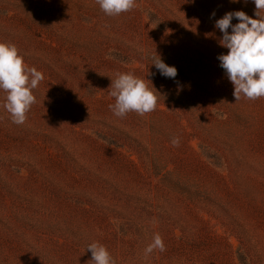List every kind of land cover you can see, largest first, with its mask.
<instances>
[{
	"label": "rangeland",
	"instance_id": "1",
	"mask_svg": "<svg viewBox=\"0 0 264 264\" xmlns=\"http://www.w3.org/2000/svg\"><path fill=\"white\" fill-rule=\"evenodd\" d=\"M137 5L108 17L95 0H0V42L44 74L23 125L0 91V264H91L92 242L116 264H264V98L235 101L215 28L255 5ZM127 72L155 111L110 110ZM155 233L166 250L145 259Z\"/></svg>",
	"mask_w": 264,
	"mask_h": 264
},
{
	"label": "clouds",
	"instance_id": "2",
	"mask_svg": "<svg viewBox=\"0 0 264 264\" xmlns=\"http://www.w3.org/2000/svg\"><path fill=\"white\" fill-rule=\"evenodd\" d=\"M95 2L108 17L130 12L138 6L137 0ZM252 2L256 18L244 11H232L215 21V28L222 33L219 44L228 50L227 54H220L218 60L233 85L236 102L241 98L249 101L264 98V0ZM212 16H215V12ZM234 18L238 22L233 24ZM152 65L166 78L175 79L177 76L178 70L174 66H168L158 54L153 57ZM43 80V72L34 66H27L14 44L0 42V91L6 94L3 107L12 123L23 125L26 122L27 113L36 103L33 90ZM110 88L109 95L115 102L109 108L118 118H125L133 112L142 117L157 108L158 97L155 92L144 79L131 72L117 73L116 78L111 80ZM171 143L178 147L179 137L172 138ZM86 250L91 252V264H116L107 247L98 242L90 243ZM156 250H166L159 233L154 234L152 242L144 249V258L147 259Z\"/></svg>",
	"mask_w": 264,
	"mask_h": 264
}]
</instances>
